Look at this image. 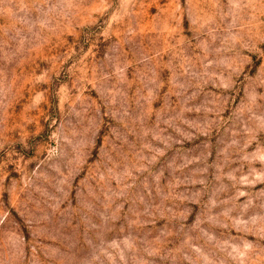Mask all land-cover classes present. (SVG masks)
<instances>
[{"label":"rangeland","instance_id":"374dc122","mask_svg":"<svg viewBox=\"0 0 264 264\" xmlns=\"http://www.w3.org/2000/svg\"><path fill=\"white\" fill-rule=\"evenodd\" d=\"M0 264H264V0H0Z\"/></svg>","mask_w":264,"mask_h":264}]
</instances>
